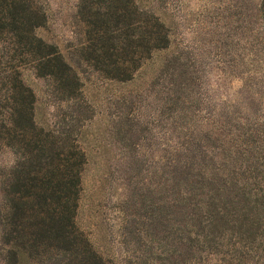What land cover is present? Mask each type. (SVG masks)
<instances>
[{"label": "rangeland", "instance_id": "374dc122", "mask_svg": "<svg viewBox=\"0 0 264 264\" xmlns=\"http://www.w3.org/2000/svg\"><path fill=\"white\" fill-rule=\"evenodd\" d=\"M32 1L41 14L36 36L62 54L75 84L39 77L0 37V264L81 263L49 247L17 257L26 243L17 183L32 166L34 142L15 138L11 118L28 90L33 134L85 155L76 223L104 264H248L239 247L228 255L202 249L186 232L185 210L171 207V190L203 159L219 166L221 147H231L225 123L234 130L239 117L252 127L264 116V0H135L143 18L165 25L169 47L128 82L98 65L83 19L99 8L114 34L117 0Z\"/></svg>", "mask_w": 264, "mask_h": 264}, {"label": "trees", "instance_id": "16d2710c", "mask_svg": "<svg viewBox=\"0 0 264 264\" xmlns=\"http://www.w3.org/2000/svg\"><path fill=\"white\" fill-rule=\"evenodd\" d=\"M104 2L94 0L92 7ZM116 15L117 29L110 35L107 15L99 8L94 10L91 19L83 18L89 27H93L89 31L95 41L92 56L101 68L107 67L103 71L114 73L117 81H133L145 61L151 60L154 53L168 49L169 34L156 17L143 18L135 0H117ZM40 25L41 14L32 0H0V37L18 46L23 61L35 64L39 77L74 82L62 54L36 36L35 30ZM28 92V97L15 99L11 118V124L18 129L15 138L26 145L34 142V151L29 152L32 166L23 171L17 183L15 198L25 223L21 239L26 240L17 257L28 253V248L38 256L43 247H49L70 255L78 254L80 264H104L93 253L91 244L76 223L85 155L76 148H53L55 143L42 131L33 134L36 129L35 96L31 90ZM244 119L238 117L241 124L234 130L224 124L231 147H221L219 166L203 159L197 172L185 171L179 184L173 181L171 207L185 210L186 232L190 237L202 240V249L228 255L233 247H239L242 249L240 257L248 264H262L264 116L256 118L252 127L243 124ZM248 122L249 119H245V123ZM91 254L96 259L89 260ZM258 258L260 262H257Z\"/></svg>", "mask_w": 264, "mask_h": 264}]
</instances>
